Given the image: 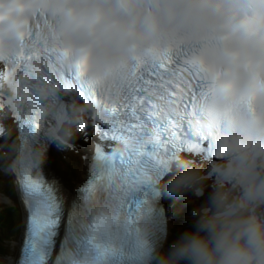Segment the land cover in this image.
Segmentation results:
<instances>
[{
    "label": "clouds",
    "instance_id": "obj_1",
    "mask_svg": "<svg viewBox=\"0 0 264 264\" xmlns=\"http://www.w3.org/2000/svg\"><path fill=\"white\" fill-rule=\"evenodd\" d=\"M11 3L3 0L0 9L4 14L0 63L13 69L7 81H0L3 95L18 113L37 99L43 101L37 118H54L47 134L62 144L76 137L93 107L78 98L60 99L76 96L78 81L68 73L81 59L87 61L83 79L95 82L97 91L112 103L125 99L135 80L137 59L150 62L168 50H194L208 76L228 73L226 79L232 82L228 92L199 96L190 117L194 133L209 137L219 159L205 169L186 162L181 154L167 157L169 171L161 174L159 165L146 156L133 169L140 181L176 199L206 192V199L194 210L192 227L170 246L153 249L152 225L141 213L128 223L129 238L149 249L148 257L154 252L148 264H264V90L249 102L244 95L247 73L231 62L232 55L238 54L264 81V0H15L23 11L9 12ZM41 12L46 19L40 18ZM45 48L57 54L45 56ZM62 51L66 54L60 55ZM21 52L25 56L39 52L41 57L17 67ZM154 95L164 108L162 118L173 116L177 110L163 94ZM157 139V129L149 126L123 135L116 148L125 156H136ZM44 145H36L31 154L39 163ZM27 155L21 152L15 164L21 166ZM206 171L214 173V186H209ZM129 178L130 174L117 171L113 183L121 188ZM125 221L115 202L98 196L92 199L90 212L79 217L76 232L87 236L95 222L111 233ZM119 245V238L112 237L110 247ZM59 255L54 253L53 264ZM62 264L117 261L103 247L70 243Z\"/></svg>",
    "mask_w": 264,
    "mask_h": 264
},
{
    "label": "snow or ice",
    "instance_id": "obj_2",
    "mask_svg": "<svg viewBox=\"0 0 264 264\" xmlns=\"http://www.w3.org/2000/svg\"><path fill=\"white\" fill-rule=\"evenodd\" d=\"M2 7L3 0H0V9ZM13 10L23 11L15 4V0H12L8 9L9 12ZM40 18L46 19L43 12L40 13ZM0 19H4L2 12H0ZM37 27H39L38 24ZM56 54L55 49L43 50L45 56L51 57ZM59 54L66 53L62 51ZM34 57L40 59L41 53L36 52L25 56L21 52L16 57L15 64L18 67ZM231 62L247 73L244 95L250 102L257 91L264 90V81L260 79L258 73L252 71L250 62L241 60L238 54L232 55ZM3 64L5 70L0 72V81H7L13 69L9 63ZM86 70L87 61L81 59L69 69L68 74L78 81L74 99L78 95L93 106L89 112L93 122L89 124L82 121L79 125L82 138L90 142L89 147L93 134L106 135L110 128L126 135L141 132L151 126L158 131V139L153 144L157 150L146 151V148L137 156L151 158L159 165L161 174L169 171L166 158L183 152L198 155L210 161L218 158L212 151L209 137L194 133L190 117L199 96L226 94L232 87V82L226 79L228 75L226 72L216 71L211 76L206 75L208 70L202 61L196 58L194 50L185 48L168 50L164 55L150 62L137 59L135 80L129 85L125 99L120 103H112L97 91L95 82L84 80ZM155 93L163 94L166 103L177 110L173 116L167 119L162 118L164 108L157 104ZM6 106L20 125L23 141L20 151L28 154L17 169L18 185L27 212V230L19 264H53L54 248L57 244H59L60 255L55 258V264H62L67 246L58 240V236L65 235V220L74 224L79 220L75 210L65 211L64 194L66 193L67 200L70 202L75 193H72L60 178L55 176L46 178L47 173L41 174L40 163L33 160L31 155L37 143L25 132L26 129H30L33 133H39L40 120L36 115L24 116L11 109L10 101L3 95V85L0 84V109ZM3 133L4 129L0 128V135ZM43 144L50 147L56 144L65 148L74 147L73 143L62 144L52 136H49ZM211 174L214 175L213 172ZM172 175H175V170H172ZM169 178L165 175V179ZM98 195L95 187L90 186L89 195L85 199L86 201L94 199ZM195 195L200 196L201 193L197 192ZM118 213L122 215L119 208ZM130 222L131 219L126 218L125 223H118L111 233L103 232L100 225L94 222L88 227V235L81 237L84 248L103 247L111 252L117 264L147 257L149 249L141 244L133 243L129 238L128 223ZM114 236L120 240L118 248L110 247V241Z\"/></svg>",
    "mask_w": 264,
    "mask_h": 264
},
{
    "label": "bare ground",
    "instance_id": "obj_3",
    "mask_svg": "<svg viewBox=\"0 0 264 264\" xmlns=\"http://www.w3.org/2000/svg\"><path fill=\"white\" fill-rule=\"evenodd\" d=\"M0 183H2V182H0ZM3 184V190L5 191V192H7V193H10L9 192V190L7 189V187H6V184L5 183H2ZM3 196H0V201H2L3 202V204H4V200H3V198H2ZM190 202H191V200H189L188 202H187V204L186 205H188V204H190ZM196 203V202H195ZM196 206H198L197 205V203H196ZM185 207V206H184ZM190 209H192L191 210V212L190 213H192L193 214V212H194V206H188ZM169 209H172L175 213H178V212H180V208H177V209H175V208H173L171 205H169ZM195 213V212H194ZM195 215V214H194ZM4 221H5V223L7 224V225H10V226H12L13 225V219L11 218V217H9V221L6 219V218H4ZM170 222V221H169ZM15 245V244H14ZM3 255H5V254H0V256H3ZM15 255V247L12 245V247H11V252H10V254H9V257L5 260V263L6 264H11V259L13 258V256Z\"/></svg>",
    "mask_w": 264,
    "mask_h": 264
},
{
    "label": "rangeland",
    "instance_id": "obj_4",
    "mask_svg": "<svg viewBox=\"0 0 264 264\" xmlns=\"http://www.w3.org/2000/svg\"><path fill=\"white\" fill-rule=\"evenodd\" d=\"M0 238H1V236H0ZM12 245L13 244L11 242H8V243L5 244V246L7 248V255L5 254L3 256H0V264H6L5 260L9 257Z\"/></svg>",
    "mask_w": 264,
    "mask_h": 264
}]
</instances>
